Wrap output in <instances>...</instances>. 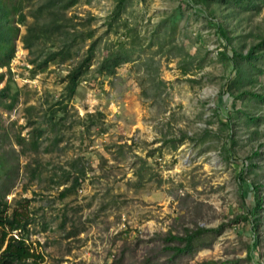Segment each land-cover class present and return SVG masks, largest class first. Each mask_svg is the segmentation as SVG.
Segmentation results:
<instances>
[{
    "label": "rangeland",
    "instance_id": "374dc122",
    "mask_svg": "<svg viewBox=\"0 0 264 264\" xmlns=\"http://www.w3.org/2000/svg\"><path fill=\"white\" fill-rule=\"evenodd\" d=\"M256 2L127 0L112 19L114 0H79L68 12L78 52L42 69L31 62L42 46L29 52L16 40L0 66V88L9 84L0 93V176L42 254L25 264H264V97L252 93L264 94V47L240 72L232 61L264 36V0ZM91 39V63L67 97L64 76ZM118 47L129 60L97 72L106 48ZM58 99L65 117L34 148L29 120H43ZM80 167L79 184L63 194ZM252 181L262 197L254 233L250 217L233 221L254 202ZM221 222L191 252L165 248L179 242L169 232Z\"/></svg>",
    "mask_w": 264,
    "mask_h": 264
},
{
    "label": "trees",
    "instance_id": "16d2710c",
    "mask_svg": "<svg viewBox=\"0 0 264 264\" xmlns=\"http://www.w3.org/2000/svg\"><path fill=\"white\" fill-rule=\"evenodd\" d=\"M79 0H0V66L9 65L15 51L16 40L19 39L22 45L27 48L29 52H34L36 46H42L43 57L40 60L31 58V62L36 67L44 68L49 62H64L73 57L74 53L78 52L79 47H74L75 37L78 31L75 18L76 14H69V10ZM226 3L234 2L233 5L245 4L247 6L256 5V0H220ZM127 0H114V6L111 11V18H116L126 5ZM111 19V20H112ZM111 20L108 23L111 24ZM23 27V30H22ZM222 29V27H221ZM224 33V30H223ZM92 35L88 32L83 39ZM96 39H91L86 49H84L83 56L79 58L72 66H69L64 76V95L71 97L82 79L83 67L91 63V56ZM264 47V36L257 42L250 45L245 51L234 50L232 61L234 68L242 69L240 61L242 59L251 63V58L257 57L261 53V48ZM105 55L100 59L95 66V70L99 73H112L116 66L121 62L129 60V54L123 52L121 47L111 49L106 48ZM5 73L0 71V81L3 79ZM9 84L6 81L0 88V93L8 95ZM228 91L229 84L225 87ZM253 94L264 97L263 93L252 91ZM17 99L16 94L11 95L9 107H12ZM54 103H59L56 108H50L48 116L41 121L29 120L31 122V129L29 131V143L34 148L38 146L40 136L46 128L57 129L60 119L65 117V104H60L58 99ZM32 105H30L31 107ZM230 117L229 114H225ZM253 118V116H250ZM254 152H257L255 150ZM244 167L240 170L238 175L240 182H245ZM76 168V167H75ZM85 171L82 167L78 169L77 174L72 175L70 185L65 186L63 194L70 188H74L79 184L81 177ZM70 171L68 170L66 176L62 180L66 183L70 178ZM6 175V174H5ZM1 179V176H0ZM4 177L0 180V264H25L28 261L36 262L42 259V254L32 249L30 243L26 240L23 230L29 221L23 211L17 207H11V204L6 198V193L9 188L6 186ZM260 182L252 181V188L249 190L253 196V204L245 208L243 213H237L233 221L239 219H247L250 217L253 233L255 225L258 224L260 209L262 208V197L259 192ZM224 227V222L216 226L197 225L196 228H185L183 234H176L169 232L167 239H177L179 242L174 244H166L165 248L170 251V255H179L186 252H191L195 249L196 239L201 234L207 232L218 233ZM16 230L17 233H13ZM208 243H203V245ZM253 242L248 248L247 256L252 258L253 251H255ZM116 264V260L112 262Z\"/></svg>",
    "mask_w": 264,
    "mask_h": 264
}]
</instances>
